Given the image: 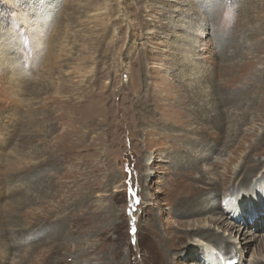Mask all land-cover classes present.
I'll return each instance as SVG.
<instances>
[{
    "label": "rangeland",
    "instance_id": "1",
    "mask_svg": "<svg viewBox=\"0 0 264 264\" xmlns=\"http://www.w3.org/2000/svg\"><path fill=\"white\" fill-rule=\"evenodd\" d=\"M211 184L264 236V0H0V264L264 262Z\"/></svg>",
    "mask_w": 264,
    "mask_h": 264
},
{
    "label": "bare ground",
    "instance_id": "2",
    "mask_svg": "<svg viewBox=\"0 0 264 264\" xmlns=\"http://www.w3.org/2000/svg\"><path fill=\"white\" fill-rule=\"evenodd\" d=\"M248 164L251 165V163H248ZM260 171L262 172L261 168L258 166L257 167L255 166V167H253V170L244 172V170L241 169L239 173L238 172L236 173V177L238 179L241 176H243L242 181L239 185V190L233 189V195L230 199L232 201V203H235V205L233 206L234 209L233 208L232 209L235 210V214H237V217H244V213L246 210L245 209L246 203L249 201L250 195L256 194V191L253 190L254 185L252 184V177H254V178L257 177L258 174H260ZM201 180L205 181L204 177H201ZM262 185L264 186V184H262ZM260 188H262L261 185H260ZM206 190L208 192L207 196L211 193V194H213V197L210 199L208 196V198H206L204 201H200L199 199H196V200L193 199L192 202L190 204H188L189 205L188 207H190L191 209L190 208L188 209V207H187V209H188L187 213L189 215H195V216H199V217H202L203 215H206V216L208 215L209 216L207 219L208 221L212 222L213 224H215L219 228H227V230H229V233H230V238H232L235 235L234 238H237L239 240V244H241L240 242H243L246 249H248V247L252 243H257V248L264 250V236H258L257 234L253 233L252 231L246 232V228L256 227L258 225L257 221H254L255 223L252 225L249 222H245V223H247V227L243 226V228L239 227V229H238L237 226L235 227V226H232L230 224H227L226 220H223L224 216L221 217L220 219L216 218L217 215L219 214V212H218V209L215 206H213L214 204L212 205V203H215L218 200V196H219L218 193L220 191V186L217 184H211L209 187H206ZM263 203L260 205L264 206ZM184 208H183V210H184ZM252 217H254V216L252 215ZM252 219H254V218H252ZM189 234H191V236L203 238V239L207 240L208 243H213L214 241L219 240V241H221L220 247L223 250L228 249V250H231V252H232L234 247H235V249L237 248L236 242L226 240L223 235H218L215 232V230H212L211 228H197V229L192 228V229H190ZM243 244H241V245H243ZM233 245H235V246H233ZM206 247H208L209 249H210V247L215 248L212 244L211 245L208 244ZM243 247L244 246H241V248H243ZM225 252H227V251H225ZM188 257L191 259H195V258L201 259V254L196 256V254L193 253V254H190ZM210 260H212V259L210 258ZM259 264H264V262H260Z\"/></svg>",
    "mask_w": 264,
    "mask_h": 264
},
{
    "label": "snow or ice",
    "instance_id": "3",
    "mask_svg": "<svg viewBox=\"0 0 264 264\" xmlns=\"http://www.w3.org/2000/svg\"><path fill=\"white\" fill-rule=\"evenodd\" d=\"M132 195L135 196L134 193H133ZM134 203L139 204V200H135V199H134Z\"/></svg>",
    "mask_w": 264,
    "mask_h": 264
}]
</instances>
